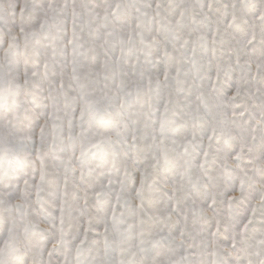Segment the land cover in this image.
I'll return each mask as SVG.
<instances>
[{"label": "snow or ice", "instance_id": "snow-or-ice-1", "mask_svg": "<svg viewBox=\"0 0 264 264\" xmlns=\"http://www.w3.org/2000/svg\"><path fill=\"white\" fill-rule=\"evenodd\" d=\"M0 264H264V0H0Z\"/></svg>", "mask_w": 264, "mask_h": 264}]
</instances>
